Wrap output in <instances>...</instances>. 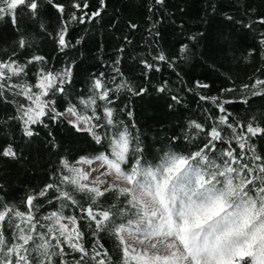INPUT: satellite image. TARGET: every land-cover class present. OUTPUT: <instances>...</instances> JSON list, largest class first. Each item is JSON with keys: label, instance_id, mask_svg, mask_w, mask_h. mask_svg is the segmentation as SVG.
Instances as JSON below:
<instances>
[{"label": "snow or ice", "instance_id": "obj_1", "mask_svg": "<svg viewBox=\"0 0 264 264\" xmlns=\"http://www.w3.org/2000/svg\"><path fill=\"white\" fill-rule=\"evenodd\" d=\"M44 3L58 14L59 27L54 35L43 23L39 28L61 52L84 40L67 39L73 23L97 20L109 7L108 0H97L94 10L90 0H0V20L7 17L16 26L18 17L37 19ZM165 7L166 0H151L148 6L152 44L139 60L140 85L120 69L123 46L116 49L111 71L92 74L86 91L74 95L75 61L55 69L47 56L23 54L31 48L24 35L0 57V104L13 107L15 114L7 121L16 122L23 137L48 129V143L56 150L60 146L51 127L67 124L99 148L74 159L60 156L49 181L19 202L0 195V264H264V154L256 143L264 139V119L241 121L226 107L237 100L248 104L252 97L264 98V71L257 69L261 75L238 88H221L218 95L196 92L211 87L202 80L187 87L176 69L178 60L190 59L189 46L182 44L175 57L153 47L162 20L153 16ZM254 11L247 10V22L227 13L224 18L254 31V25L264 26V15L253 19ZM127 27L136 30L139 25L129 20ZM123 39L131 43L127 36ZM189 39L195 41L197 35ZM257 44L244 55L246 63L254 56L264 61V30ZM165 65L176 72L185 93L196 92L199 101L210 103L219 114L204 109L203 119H189L181 135L168 138L169 145L182 141L190 148L161 149L150 160L131 105L121 97L148 94L151 75ZM154 87L170 95V110L187 107L181 90L171 94L167 80ZM0 158H23L14 138L0 145ZM105 236L114 242L116 260L103 243Z\"/></svg>", "mask_w": 264, "mask_h": 264}, {"label": "trees", "instance_id": "obj_2", "mask_svg": "<svg viewBox=\"0 0 264 264\" xmlns=\"http://www.w3.org/2000/svg\"><path fill=\"white\" fill-rule=\"evenodd\" d=\"M60 2L68 3V0ZM150 3L151 0H108L109 7L100 18L86 24L71 25L67 39L75 43L77 38L84 36V40L76 47L65 49L63 52L59 51L54 40L39 28V24L43 23L47 32L54 35L59 27L58 14L46 3L41 7L37 19L18 17L17 25L13 26L5 17L0 20V57L10 53L20 36L24 35L28 38L31 48L23 54L47 56L55 69L75 61L74 83L70 90L74 95L76 92L86 91L92 74L110 72L109 65L116 57V49L123 46L121 71L133 84H143L139 60L148 55V46L152 44V38L147 32V17L151 15L148 12ZM90 4L94 10L97 0H90ZM213 7L215 12L212 11ZM248 9H255L251 13L253 19L264 15V0H166V7L153 16L154 20L162 17L157 25L161 36L158 45L153 47L159 46L169 56L175 57L179 54L182 44L189 46L190 59L186 62L178 60L176 71L180 72L187 87H192L195 80H202L211 85L207 90L197 89L196 92L218 95L221 88H238L242 83H249L250 77L261 75L257 69L264 71V61L258 56H254L251 62L247 63L243 59L249 48L259 47L258 34L264 30V26L254 25L255 30L250 31L224 18L227 13L235 20L247 22ZM129 20L138 24L139 28L129 29ZM192 35H197L195 41L189 39ZM125 36L131 40L130 44L123 39ZM164 80L168 81L172 89L171 94H175L178 88L181 90L187 107L176 106L173 110L168 108L171 103L170 95L158 93L154 87ZM181 83L176 72L165 65L160 72L151 75L153 87H150L148 94L142 97L123 94L121 97L123 104L131 105L140 140L150 160L156 157L161 149L172 147L176 151H184L191 147L182 141L169 145L168 141L173 134H182V129L186 127L189 119H203L204 109H208L213 115L219 114L210 103L199 101L196 92L185 93ZM226 95L238 96L239 93ZM198 104L203 107L198 108ZM226 107L241 121H247L253 116L264 119V98L252 97L248 104L237 100ZM14 114L11 105L0 104V145L6 143L10 137L14 138L23 153V158L18 162L0 158V184L4 185V191L0 195L7 200L19 202L29 190L38 189L47 183L49 174L57 165L60 156L74 159L99 151L98 146L93 144L86 134L76 133L67 124H55L51 127L52 136L60 146L56 150L48 143L51 139L48 129L41 127L38 136L25 138L16 122L7 121V117ZM256 143L257 150L264 154V139H258ZM106 202L111 203L110 200ZM103 243L116 260L119 254L113 240L105 236Z\"/></svg>", "mask_w": 264, "mask_h": 264}]
</instances>
